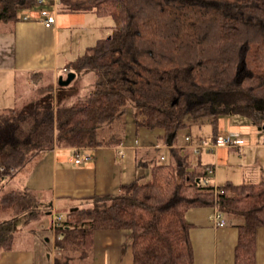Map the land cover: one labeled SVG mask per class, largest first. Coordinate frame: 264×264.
I'll return each mask as SVG.
<instances>
[{"label":"trees","instance_id":"trees-1","mask_svg":"<svg viewBox=\"0 0 264 264\" xmlns=\"http://www.w3.org/2000/svg\"><path fill=\"white\" fill-rule=\"evenodd\" d=\"M36 1L0 0V26L21 21ZM56 1L60 13L93 12L112 17L114 26L68 64L76 73L96 71L90 98L68 104L56 94L62 86L52 83L0 112V254L14 249L19 221L33 232L52 211L30 188L4 192L9 180L56 147L120 146L125 135L104 141L99 130L124 120L130 109L137 130L161 129V141L170 145L180 131L205 122L213 139L223 116L264 126V0ZM170 152L169 164L148 165L149 180L138 178L69 211L55 226V264L89 259L95 231L107 229L128 230L134 264H194L186 215L207 207L243 220L235 264H256L264 179L216 189L204 184L207 167L194 166L189 150Z\"/></svg>","mask_w":264,"mask_h":264},{"label":"crops","instance_id":"crops-1","mask_svg":"<svg viewBox=\"0 0 264 264\" xmlns=\"http://www.w3.org/2000/svg\"><path fill=\"white\" fill-rule=\"evenodd\" d=\"M42 8L56 18L55 24L51 27L45 26L37 9L28 11L32 16L29 21L23 19L27 13L25 12L21 21L0 26V80L7 78L14 84L20 75L30 86L33 75L36 74V79L39 80L46 75L51 78L56 89L59 77L63 76V73L68 76L73 72L68 64L84 54L87 48L95 45L99 39L112 33L114 25L110 24L105 31L106 25L98 29L85 28L74 37L75 24L89 26L104 18L93 12L60 13L56 0H49ZM75 40L79 42L83 53L74 58L67 55L64 57V63H61L60 46L68 48L64 42L69 45ZM80 74L82 73H76V78L70 85L74 84ZM0 99L8 97L5 93H0ZM0 107L7 109L13 106ZM130 115L132 117V114L126 117L125 141L120 146L82 149L81 155L87 157L80 163L75 162L77 150L74 148L56 147L42 154L48 163L49 171L47 174L43 170L38 172L40 177L35 185L40 191L43 189L50 191V196L45 201L50 204L52 211L48 213V218L34 227L33 232L26 235L27 237L24 238L25 234L19 236L17 233L14 249L0 254V264H55L58 252L56 217L61 216L64 220L69 211L82 207L96 196L117 193L123 184L138 178L143 181L149 180L151 169L148 165L169 164L173 146L189 150V159L194 166L203 170L208 166L214 167L216 173L212 177V183L216 187L227 182L256 184L264 179V135L259 138L253 137L252 125L246 121L239 122L234 116H223L218 122L217 136L240 137L245 141L242 147H220L215 152H202L194 156L186 137L190 135L194 142L212 138L213 127H208L211 134H207V137L200 136L202 133L199 132L203 125H210L209 122L191 124L186 129L184 138H180L178 133L175 145H170L160 139L165 135L163 130L146 128L137 130L133 117L129 118ZM231 152L237 155H231ZM233 159L235 163H232ZM64 207L67 208V212H59ZM214 211L215 208L207 207L187 212L186 218L192 224L190 237L194 250V264H235V249L239 237L237 226L243 223V220L225 217L227 224L217 227L211 220ZM23 223L24 221H19L18 227ZM88 264H134L128 230L95 231ZM256 264H264V227L257 229Z\"/></svg>","mask_w":264,"mask_h":264},{"label":"rangeland","instance_id":"rangeland-1","mask_svg":"<svg viewBox=\"0 0 264 264\" xmlns=\"http://www.w3.org/2000/svg\"><path fill=\"white\" fill-rule=\"evenodd\" d=\"M53 10H54V6H53ZM103 18H104L102 19L103 21L101 20L95 23H91V25L89 26L82 27L79 24H75V26L73 27V31L75 32L74 37H77L78 36L77 33L78 32L81 33V31L84 30L85 28L98 29L99 27L101 26L104 27V25H106L104 28V31H105L108 25L110 24L114 25V20L112 17H106V18L103 17ZM78 43L79 42L75 40L73 42H70L69 45L66 44V42H64V44L68 46V48H65L64 46H60L59 52H60V62L61 63H64L65 61L64 57L67 55L69 57L74 58L83 53V50H81V46ZM63 76L65 79L67 78V74L63 73ZM18 77L14 84L11 82V80L7 78L0 80V93H5L8 97V99H0V106L4 105L5 107H10V106L15 107L17 104V107H19L20 105H23L34 99V96H35L34 92L37 88L47 86V90H48V86H50V84L53 83L51 78L49 76H46L44 79L39 80V82L32 83V85L29 86L26 84L25 80L20 77V75H18ZM97 81H98V75L95 70L84 71L82 72V74H80L77 77V80L74 81L73 85H70L68 87H59L58 92H56V94L59 93V96L61 97L63 96V100L65 99V101L68 104L72 103L76 98L88 99L91 97ZM2 96H5V95H2ZM3 98H6V96ZM2 108L3 107H0V112L2 111ZM129 114H131V109L129 110ZM129 118L132 119L131 115ZM235 119L239 122L245 121L240 118L239 120L237 119V117H235ZM125 122H126V118L124 120H117L111 125H108V126L106 125L105 128L99 130V139L107 141L110 139L123 138L124 135L127 133V130L125 129L126 127ZM208 127L210 128L212 127V125L211 124L203 125L201 131H199L202 133L200 134V136L207 137L208 136L207 134L209 133L211 134V131ZM186 132L187 130L180 131L179 132L180 138H184ZM263 135H264L263 131H259L257 127L252 126V136L253 137L259 138V136H263ZM221 152L222 153L224 152V148L221 149ZM235 154H236L235 152H231V155H235ZM43 156L44 155H42L41 157H38L36 160H33L26 168H24L22 171L19 172V174H17L18 176L9 180V182L5 185L4 192L10 191L12 189H23V187L30 188L34 192L35 195H37L40 199L45 201L50 196L49 195L50 191L47 189H43L42 191H40L38 188H36L38 186L35 185L38 177H40L38 175V172L40 173L41 170H43L44 173L47 174V172L49 171L48 163L45 161V157ZM236 158L238 157L236 156ZM232 163H235V159L232 160ZM221 174L222 172L219 173L220 177H221ZM59 212L66 213L67 208L66 207L61 208ZM29 225H30L29 223H23L22 225H20V227H18L17 233H19V236L22 234H25L24 236L25 238L27 237L26 235L30 234ZM43 232L44 231H42V235H43ZM61 261L63 262V260ZM88 262H89V259L83 262L79 260H74V261H71L69 264H88Z\"/></svg>","mask_w":264,"mask_h":264},{"label":"built area","instance_id":"built-area-1","mask_svg":"<svg viewBox=\"0 0 264 264\" xmlns=\"http://www.w3.org/2000/svg\"><path fill=\"white\" fill-rule=\"evenodd\" d=\"M49 0H37L36 1V9L40 11V16L43 19V22L45 26L51 27L52 25L55 24L56 18L55 16L51 15L48 11L43 10L42 7L48 4ZM23 19L26 21H29L32 19V16L27 12L24 16ZM186 141L188 143V146L192 150V154L194 156L200 155L202 152H215L217 149L220 147H227V148H239L242 147L245 143L244 139L238 137V138H232L231 136H224V135H219L214 137L213 139H200L197 142L193 141V138L188 135L186 137ZM87 156L86 155H81V150L77 151L76 154V163H80L83 159H85ZM207 175L204 178L203 182L204 184H213L212 183V177L215 175V169L212 166L207 167ZM218 187H216L217 189ZM63 220V217L57 216L56 221L57 225L59 222ZM211 220L213 224L217 227H223L227 224V220L225 216L218 210L215 209L214 213L211 216Z\"/></svg>","mask_w":264,"mask_h":264},{"label":"water","instance_id":"water-1","mask_svg":"<svg viewBox=\"0 0 264 264\" xmlns=\"http://www.w3.org/2000/svg\"><path fill=\"white\" fill-rule=\"evenodd\" d=\"M76 78V73L71 72L68 74L67 78L64 79L63 76L59 77L58 84L62 87H67L72 83V81ZM260 131L264 130V126L258 128Z\"/></svg>","mask_w":264,"mask_h":264}]
</instances>
